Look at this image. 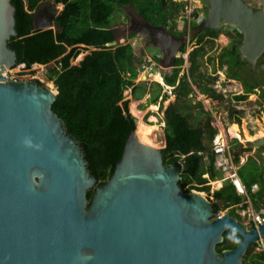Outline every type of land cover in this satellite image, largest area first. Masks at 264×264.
<instances>
[{
	"label": "water",
	"instance_id": "water-1",
	"mask_svg": "<svg viewBox=\"0 0 264 264\" xmlns=\"http://www.w3.org/2000/svg\"><path fill=\"white\" fill-rule=\"evenodd\" d=\"M256 1L260 8L207 0L197 27L239 29L235 47L250 67L264 53V0ZM15 10L0 0V264H245L249 246L264 240V223L246 230L228 213L217 216L202 192L181 190L179 170L165 166L162 149L141 143L136 130L107 182L87 170L80 143L51 109L56 90L13 72ZM60 12L38 8L33 32L56 31ZM141 31L171 69L186 37L147 23ZM259 69L264 74V62ZM248 147L264 148V137ZM227 231L241 240L219 253Z\"/></svg>",
	"mask_w": 264,
	"mask_h": 264
},
{
	"label": "trees",
	"instance_id": "trees-1",
	"mask_svg": "<svg viewBox=\"0 0 264 264\" xmlns=\"http://www.w3.org/2000/svg\"><path fill=\"white\" fill-rule=\"evenodd\" d=\"M46 0H11L15 6V29L18 36L11 37L9 46L16 51L18 64L31 68L34 64L47 65L55 63V68L50 69L49 81L57 92L51 109L63 122L65 132L80 143L87 170L100 182H107L116 170V163L121 160L124 145L129 135L136 130L134 119L130 113V101L124 96L127 89H132L135 99L139 85L135 81L141 75L140 66L144 63L145 49L133 48L130 43L120 44L123 37L132 39L139 32L132 28L127 33L116 24V12L124 8L132 14L139 24H150L155 27L170 28L175 36H185L186 30L176 31L175 18L180 11L185 10V2L172 0H49L54 5H62L54 23L56 31H34L35 12ZM174 20L172 25L170 21ZM196 23L191 25L195 29ZM236 36L222 30L207 29L195 35L197 44H203L206 37L209 39L221 38L222 34L229 41L220 58V65H227V75L232 79L245 80L240 74L247 66V61L242 59L239 50L235 47L236 39L243 37L236 31ZM195 40V39H194ZM117 42L114 47L108 44ZM77 46L94 49L76 65H71V60L77 55ZM185 47H180L179 52H185ZM195 54L190 55L191 67L199 68ZM264 56V53L262 54ZM264 59V58H263ZM157 61H162L156 58ZM182 58H175L171 67L172 74H161L163 86L175 87L179 96L187 97L191 88L185 78H179L180 66L184 64ZM262 77L264 74L259 70ZM41 85L39 81H36ZM244 95L235 96V100L243 101L246 95L254 92L262 83L251 78L250 84L243 82ZM204 88L201 89V91ZM205 94L217 97L214 92L205 88ZM160 93L154 95L151 104H156ZM167 97V96H165ZM260 99L264 101V89L260 91ZM201 105V103H199ZM162 107V106H161ZM238 111L231 113V116ZM165 139L166 147L162 149L165 166H175L180 173V189L206 190L208 198L214 200L215 214L223 207H231L249 199L257 208L264 204V154L261 156H248L242 165L239 155L235 163L238 164L237 175L244 185L246 195H241L235 189L232 181L227 176L216 171L215 156L210 152V146L217 132L207 122L205 128L194 129L189 125L188 119L181 114L174 105L165 111ZM237 127L233 125L231 127ZM235 144L242 147L237 141ZM244 151L250 152L251 149ZM264 151V148L258 149ZM204 156L208 157L210 164L203 165ZM205 174L212 181L223 180L224 185L210 193V187H192L191 183L206 184ZM253 188V190H252ZM94 190L86 193L90 200ZM264 207V206H263ZM229 214L241 221V216L231 208ZM253 229V226H251ZM235 236L232 243L224 233V241L218 245L217 250L235 249L240 237ZM245 252V264H258L264 261V253H256L248 259Z\"/></svg>",
	"mask_w": 264,
	"mask_h": 264
},
{
	"label": "rangeland",
	"instance_id": "rangeland-1",
	"mask_svg": "<svg viewBox=\"0 0 264 264\" xmlns=\"http://www.w3.org/2000/svg\"><path fill=\"white\" fill-rule=\"evenodd\" d=\"M178 1H184L186 5L185 10L180 11L178 17L175 18V21L178 25L176 31L178 32L185 29V36L187 37V47L185 52H182L184 53L185 57H187L182 58L185 60V62L180 66L179 78H185L191 87L192 91L190 94L192 95L187 97L179 96L177 89L174 93H172L173 90L171 89L166 93V88H164V86L163 90H160L159 87L162 85V80L161 82H151L149 78L147 79L143 74H141L135 81L136 85H139L137 94L140 96V98L134 99L131 89H127L124 93V96L130 101V105L132 102H137L136 100H140L138 102L139 104L137 105V109L140 113L144 114L143 121L147 125H154L150 123L151 117H155L157 119V123L155 125H157L159 129L158 132H155V137L157 138L155 147L159 149H163L165 147L163 138L165 134L164 117L166 109L171 105L179 108L181 114L186 116L189 125L194 129L203 130L207 122H210L211 128L217 132L214 141L209 144V151L215 156L214 167L216 171L223 174L224 176L226 175L227 177L233 178V175L238 169L234 165L236 155H239V165H242L248 156L257 157V154H260L261 156L264 154V151L260 152L258 149H252L250 152L244 151L249 149L248 145H252L257 142V140L264 137V101L260 99V91L264 88V78L259 72V64L264 60V56H261L259 59H257L252 67L249 65L244 66V71L239 72V74L245 80L230 78L227 75V65H220L221 55L224 52V49L227 47L228 42L225 38V35L222 34L221 38H218L217 40L206 37L205 42L200 47L197 46L196 38L193 37H195L197 33L201 34L204 31L197 32V30H193L191 28V21L194 20L190 19L189 21V19L186 18V9H194L196 4H194L193 0ZM244 1L252 6L258 5L255 0ZM173 2L175 1L173 0ZM42 4L46 5V10L49 12L55 11L57 13L62 9L61 5H54L53 2L49 0H46ZM206 14L207 11L202 13V19L206 18ZM116 16V24L122 29H125L127 33L130 29L135 27H137L139 31L132 39H129L128 37L121 38L119 40L120 44L130 43L135 49L138 47L145 49L143 62L148 60V57H151L152 59L160 58V60H162L163 50L155 46L153 43H150L145 34L141 33L143 25L139 24V21H137L132 14L122 8L116 12ZM173 21L174 20L170 21V25H172ZM220 27L223 29V31H229V27L226 25L223 26L221 24ZM77 47V55L71 60V65H76L81 61H77L80 55L83 54L82 56L84 58L86 55L94 51V49L85 48L83 46ZM193 53H196L195 58L199 65V68H196L194 74V68L191 67V63L189 61L190 55ZM50 64H53V66H50ZM50 64H34L29 69L23 64L16 65L13 67V72L26 81H39L41 86L50 89L49 83L51 82L49 81L48 77L50 75V69L55 68V63L51 62ZM161 72V74L169 76L172 74V69L170 70L163 68ZM251 78H254L262 83L261 86H258L254 90L253 94L246 95V98L243 101L235 100V96L244 95L243 82L250 84ZM202 88H204V90L201 91ZM205 88H207L210 92L213 91L217 97H212L210 94L203 93L206 92ZM54 90L55 88L52 91ZM158 93L163 96V100H160L159 98L156 104H151L152 98ZM199 103H201V105H199ZM151 106H155L156 109L151 110ZM235 111H238V113L234 114V116H231V113H234ZM130 113H132L131 109ZM134 118L136 117L134 116ZM233 125H237L239 128L236 126L231 127ZM235 141H237L242 147L237 146ZM218 143L223 144V147L217 148L216 144ZM225 157H228L233 162V164L230 163L227 166L225 164L223 165L222 162ZM209 164V158L204 156L203 165L208 166ZM203 178L208 180L206 184H197L195 181H193V183L190 185V189L192 187L204 188L209 186L210 193H212L224 185V180L212 181L208 174H205ZM187 188L188 187H186L185 190H187ZM197 191L202 192L208 197L206 190ZM209 200L214 202L211 197ZM263 206L264 204H260L257 208H255L250 200H248L245 202V205L240 203L231 207H223L218 214L221 216L227 213L229 214L231 208H235L236 213L241 216L240 223L245 227L246 230H250L251 226H253V219L255 220L259 213L264 212ZM225 234L229 238V243H232L235 239V236L229 231H227ZM261 243L264 244V240H260L258 243L249 246L247 249V251L250 249L247 254L248 259L251 255L264 252L260 246ZM258 264H264V261Z\"/></svg>",
	"mask_w": 264,
	"mask_h": 264
},
{
	"label": "built area",
	"instance_id": "built-area-1",
	"mask_svg": "<svg viewBox=\"0 0 264 264\" xmlns=\"http://www.w3.org/2000/svg\"><path fill=\"white\" fill-rule=\"evenodd\" d=\"M174 1L175 2H180L178 0L177 1L174 0ZM204 1L205 0H193L194 4H196V6H194L195 8L194 9H192V8L191 9H186V18H188L189 21H190V19H193L194 21H196V23H200V21L202 20V17H201L202 14L200 12H198V9L199 8L201 9L202 3ZM199 4H200V6H199ZM193 14H194V17H193ZM186 57H185L184 53H180V54L178 53V55H177V58H186ZM23 65L26 67L25 64H23ZM139 70H140L141 74H143L147 79L149 78V80L151 82H159V81H157L155 79V76L157 74L161 75V73H162L161 71L163 70V65H162L161 61H157L156 59H152L151 57H148V60H146L140 66ZM164 88H166V93L168 91H170V89L173 90L172 93L175 92V89H174L175 87H171L170 88L169 86H164ZM159 98H160V100H163V96L162 95ZM216 147L217 148L223 147V144L218 143V144H216ZM230 163L233 164V162L228 157H225L223 162H222V164L223 165L225 164L226 166L228 164H230ZM235 166H236V168L239 167L237 164ZM221 167H222V165H221ZM233 176L234 177L232 178V182L236 186V189H237L238 193L246 195V190L244 188V185L241 182H239V181H238L239 183L236 182V180L234 179L236 177V174H234ZM252 190H253V188H252ZM263 214L264 213L261 212V213H259V215L257 216V218L255 220L253 219V226L255 228H258L260 225H262L264 223V215ZM217 216L220 217L221 215L217 214Z\"/></svg>",
	"mask_w": 264,
	"mask_h": 264
},
{
	"label": "bare ground",
	"instance_id": "bare-ground-1",
	"mask_svg": "<svg viewBox=\"0 0 264 264\" xmlns=\"http://www.w3.org/2000/svg\"><path fill=\"white\" fill-rule=\"evenodd\" d=\"M83 55V54H82ZM80 55L77 59V61H80L82 60L83 56ZM161 75L160 74H157L155 76V79L159 82H161V79H160ZM162 83V82H161ZM49 87L50 89H54L52 83H49ZM55 91V90H54ZM139 103L138 102H132L131 105H130V109H131V112L132 114H134V116L138 119V125H137V129H136V134H137V137L138 139L140 140L141 143H144V144H148V145H151V146H154L155 147V143H156V137H155V132H158V126L155 125L157 123V119L155 117H151L150 119V123L154 124V125H147L143 120V116L144 114L143 113H140L139 110L137 109V105ZM151 110H155L156 107L155 106H151L150 108ZM157 146V145H156ZM237 183L238 182V179L236 181Z\"/></svg>",
	"mask_w": 264,
	"mask_h": 264
},
{
	"label": "flooded vegetation",
	"instance_id": "flooded-vegetation-1",
	"mask_svg": "<svg viewBox=\"0 0 264 264\" xmlns=\"http://www.w3.org/2000/svg\"><path fill=\"white\" fill-rule=\"evenodd\" d=\"M244 1V0H243ZM256 1V0H255ZM245 2V1H244ZM257 2V1H256ZM246 3V2H245ZM247 5H249V6H251V7H253V8H260V4L257 2V4L258 5H256V6H252V5H250V4H248V3H246ZM46 7V5H44V4H42L39 8H41V7ZM41 10H43V8L41 9ZM143 27H144V24H143ZM193 30H197V32H198V29H193ZM217 30H222V32H225L226 34L227 33H231L232 35H234V36H236V34H238V33H236V31L238 32H240V33H242L239 29H237V28H230L229 27V31H223V29H221V27H220V29H217ZM198 34V33H197ZM174 35V34H173ZM242 35H243V33H242ZM175 36V35H174ZM176 37H180V36H176ZM186 37V36H185ZM209 38V37H208ZM243 37H241V38H237L235 41L237 42L238 40H240V39H242ZM213 39V38H212ZM206 40V39H205ZM227 41H229L228 39H226ZM197 46H201V44H197ZM182 47H187V37H186V42H185V44L184 45H182ZM238 49V48H237ZM262 56V55H261ZM260 56V57H261ZM259 57V58H260ZM245 60V59H244ZM261 62H264V60L263 61H261ZM260 62V63H261ZM22 63H19L18 65H21ZM247 65H249V64H247ZM172 68V71H173V67H171ZM259 70V69H258ZM191 88V87H190ZM175 89V88H174ZM264 89V88H263ZM192 94H189L188 96H191ZM165 123V122H164ZM236 189V188H235ZM237 190V189H236ZM238 192V191H237ZM240 194V193H239ZM241 195H243V194H241ZM249 199H246L245 200V202H247ZM244 205V204H243ZM264 213V212H263ZM239 222H241V221H239ZM253 228H254V226H253ZM241 240V239H240ZM240 242V241H239ZM260 246H261V248H262V250L264 251V244L263 243H261L260 244ZM262 253H264V252H262Z\"/></svg>",
	"mask_w": 264,
	"mask_h": 264
},
{
	"label": "clouds",
	"instance_id": "clouds-1",
	"mask_svg": "<svg viewBox=\"0 0 264 264\" xmlns=\"http://www.w3.org/2000/svg\"><path fill=\"white\" fill-rule=\"evenodd\" d=\"M173 1V0H172ZM180 2H182V1H180ZM62 6V5H61ZM208 7V3H207V0H205L203 3H202V6H201V9L199 8L198 9V12H200L201 14L204 12V11H207V8ZM206 16H207V14H206ZM205 19V18H204ZM204 19H202L201 21H200V23H196V21H191V25L192 24H195L196 23V26L198 27L201 23H202V21L204 20ZM223 26H225L224 24H222ZM227 26V25H226ZM195 28V29H198V28ZM229 27V26H228ZM230 28H232V27H230ZM169 32H170V28H169ZM240 52V51H239ZM178 53H180L179 51H178ZM251 94H253V93H251ZM250 95V94H249ZM235 165H236V163H235ZM238 165V164H237ZM239 168V167H238ZM238 170V169H237ZM237 170H236V172H235V174H236V177L234 178L235 180L236 179H238V181L239 182H241V180L239 179V177H238V175H237ZM226 179H230L231 181H232V178H230V177H227ZM226 179H223L224 181L226 180ZM233 183V182H232ZM242 183V182H241ZM243 184V183H242ZM233 185H234V183H233ZM235 186V185H234ZM235 188H236V186H235ZM255 228V227H254ZM253 228V229H254Z\"/></svg>",
	"mask_w": 264,
	"mask_h": 264
},
{
	"label": "crops",
	"instance_id": "crops-1",
	"mask_svg": "<svg viewBox=\"0 0 264 264\" xmlns=\"http://www.w3.org/2000/svg\"><path fill=\"white\" fill-rule=\"evenodd\" d=\"M136 84V83H135ZM129 89H131V88H129ZM131 92H132V89H131ZM134 98V97H133ZM138 98H140V97H138ZM135 99V98H134ZM137 102H139L140 100H136Z\"/></svg>",
	"mask_w": 264,
	"mask_h": 264
}]
</instances>
